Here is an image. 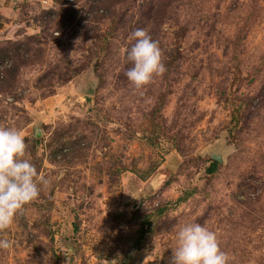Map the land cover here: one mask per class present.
<instances>
[{
    "label": "rangeland",
    "instance_id": "1",
    "mask_svg": "<svg viewBox=\"0 0 264 264\" xmlns=\"http://www.w3.org/2000/svg\"><path fill=\"white\" fill-rule=\"evenodd\" d=\"M0 127L48 180L0 264H172L190 223L264 264V0H0Z\"/></svg>",
    "mask_w": 264,
    "mask_h": 264
},
{
    "label": "clouds",
    "instance_id": "2",
    "mask_svg": "<svg viewBox=\"0 0 264 264\" xmlns=\"http://www.w3.org/2000/svg\"><path fill=\"white\" fill-rule=\"evenodd\" d=\"M135 44L127 53L132 63L125 75L137 89L148 85L166 68L159 42L146 29L138 28L131 36ZM27 145L16 128L0 127V230L7 229L18 213L40 195V184L48 180L25 158ZM177 246L172 264H230V256L220 247L216 233L199 223L181 226L176 234ZM13 242L0 239V249H10Z\"/></svg>",
    "mask_w": 264,
    "mask_h": 264
}]
</instances>
